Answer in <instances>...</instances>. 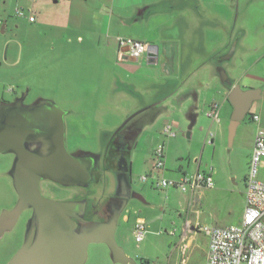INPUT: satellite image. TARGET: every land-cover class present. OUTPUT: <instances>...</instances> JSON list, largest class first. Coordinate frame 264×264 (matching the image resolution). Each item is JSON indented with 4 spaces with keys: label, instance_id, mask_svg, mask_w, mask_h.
<instances>
[{
    "label": "rangeland",
    "instance_id": "374dc122",
    "mask_svg": "<svg viewBox=\"0 0 264 264\" xmlns=\"http://www.w3.org/2000/svg\"><path fill=\"white\" fill-rule=\"evenodd\" d=\"M146 2H151L154 10L170 11L179 22L174 29H165L166 34L182 35L185 30L181 23L188 22L190 17L198 23L195 30L187 29L188 36L194 37L192 46L188 38L183 47L184 64H189L188 59L195 54L203 57L210 46L216 48L226 41L221 51L209 60L215 71L220 73L224 69L236 82L248 73H257L252 62L254 49L260 46L256 45L257 41H264V0H0L3 21L0 99L26 93L28 102L54 101L67 110L66 138L70 152L84 151L99 156V166L88 187L73 186L54 193L43 183L47 195L57 200H86L91 207L104 206L117 181L115 173L106 170L108 145L115 151L111 155L119 150L121 157L132 162L130 175L135 187L146 184L154 187L148 194L153 205L143 208L141 213L147 218L145 238L136 241L132 222L120 223L116 232L118 244L135 262L127 264H183V258H186L184 264H204L208 238L198 232L192 252L188 248L184 250L179 242L184 220L189 218L193 224L198 221L203 226L240 223L236 219L243 217L245 211L256 133L264 130V103L252 105L230 145L233 105L226 99L222 102L209 85L202 86L205 75L198 73L181 84L173 97L156 98L146 81L150 78L145 77L154 72L148 61L144 64L146 68L138 70L145 76L137 77L132 71L138 67L122 65L115 58L119 37L136 39L133 36L143 33L138 23L129 18L138 4ZM18 9L25 16L18 15ZM31 16H35L34 21L30 20ZM205 23H212L214 29H204ZM235 42L238 44L233 56L225 58ZM243 51L247 52V59L242 57ZM219 78L222 84L220 75ZM130 84L137 85L141 94H133L128 88ZM174 86L175 82H169L166 89ZM215 102L220 105V123L213 124L208 112ZM126 113L133 114L125 117ZM253 114L259 116L258 122L253 121ZM165 121L172 125L176 136L164 133ZM209 131L215 135L214 144L208 142ZM160 144L165 146L170 169L178 173L193 174L199 164L202 170L214 169L215 188L206 191L202 206L193 208L181 189H160L154 185L151 176L163 175L162 170H153L154 151ZM11 160L9 154L0 153V215L18 201L9 174ZM144 175L149 176L147 183L142 179ZM258 179L264 181V161ZM197 209L201 211L198 220ZM26 232L23 215L12 229L0 235V264H8L24 244ZM85 264L123 263L112 260L106 244L91 243Z\"/></svg>",
    "mask_w": 264,
    "mask_h": 264
},
{
    "label": "water",
    "instance_id": "95a60500",
    "mask_svg": "<svg viewBox=\"0 0 264 264\" xmlns=\"http://www.w3.org/2000/svg\"><path fill=\"white\" fill-rule=\"evenodd\" d=\"M236 45L237 42L225 58L234 54ZM158 54V46L153 45L148 55L157 57ZM220 74L224 82H229L224 69H220ZM230 85L228 99L233 113L229 141L232 145L237 128L252 104L262 99V89ZM66 115L67 110L49 99H39L28 106L20 103L0 106V153L16 155L10 175L18 193L14 207L0 215V235L15 225L23 211L33 209L25 242L8 264H85L91 243L106 244L114 262L135 263L116 239L120 212H115L109 220L86 221V200H57L42 191L43 179L66 187H88L93 171L99 166V156L69 151ZM190 134L187 132L188 137ZM33 144L38 147L30 150ZM129 180L127 185L131 190L133 181ZM133 194L137 198V192Z\"/></svg>",
    "mask_w": 264,
    "mask_h": 264
},
{
    "label": "crops",
    "instance_id": "0c3cea01",
    "mask_svg": "<svg viewBox=\"0 0 264 264\" xmlns=\"http://www.w3.org/2000/svg\"><path fill=\"white\" fill-rule=\"evenodd\" d=\"M153 4L151 2H146L145 4H138L135 7V10L132 11L131 17L129 19L133 20L134 24L138 23L140 28L143 30V33H140L139 35L133 36L136 38V40L140 41H145L149 42L153 45H157L159 48V54L157 57L153 55H146L142 57L139 61H121L119 60V52H118V43H117V49L115 52V58L118 63L125 65V66H135L138 67L136 71H132V74H137V77H142L145 75H141V73L138 72L139 68H146L144 67V64L146 61H148L149 66L152 67L151 71L148 74H146V81L149 83L150 88H152L154 95L156 98H162L165 99L167 96L170 98L171 96L173 97L174 94L177 92L176 88H180L181 84H186L189 79L193 78V76L197 75L198 73L200 75H205L206 79H204L201 84L202 86H210L212 90L216 93V96L218 98H221L222 102L226 99H228V95L231 90V85L234 84H239L243 89H251V88H258L262 89V99L255 101V103H264V41L263 40H258L256 45L259 47H256L254 50H256V54L254 56L252 65L254 66V69L257 70V73L255 72L254 74L248 73L245 75V78H243L241 81L236 82L231 76L228 74V80L229 82H224L222 80L221 74L217 73L215 71V67L210 64L209 60H211V57L215 52H220L221 46H225L226 41L222 42L221 44H217L216 48H212L210 46V50L205 53L203 57H198L196 54L193 56V58H189L188 62L189 64H184V58L182 55L183 47L187 45L188 38H190V46H192V37L189 35L188 36V30L192 31L195 30L198 26V23L195 21L193 22L192 18H189V21L186 23H181V25L184 28V32L182 35L178 34L175 36L166 34L164 32L165 29H174L179 22L177 20H174L170 11L165 10V9H155L153 7ZM128 18L124 19L127 20ZM195 19V18H194ZM123 20V19H122ZM196 20V19H195ZM204 29L207 30H213L214 26L212 23H205L203 24ZM6 27V25H5ZM4 27V28H5ZM144 28V29H143ZM148 30V31H147ZM147 31V32H146ZM121 34H124L123 32ZM119 34L118 36H120ZM123 36V35H122ZM128 36H132L129 35ZM222 37L224 38V33L222 32ZM244 39V36L241 37ZM239 41V40H238ZM238 44V43H237ZM207 45V44H205ZM230 43L226 46H229ZM247 46L248 44H244ZM218 54V53H216ZM233 56V55H232ZM245 57L247 59V52L243 51L242 52V57ZM189 57V55H188ZM229 59V58H227ZM147 70H150L147 68ZM168 70V71H167ZM170 76V78H166ZM219 75L222 80V84L219 78ZM169 82H175V86L172 89H166V86L169 85ZM136 84V83H135ZM135 84H130L131 88L130 90L133 92V94H141L140 90H137V85ZM170 87V86H169ZM139 89V87H138ZM166 89V91H164ZM171 92V93H170ZM158 100V99H157ZM252 104V105H253ZM260 105V104H259ZM252 107V106H251ZM135 112V111H131ZM133 113H126L125 117H129ZM135 115V114H134ZM133 117V116H132ZM166 122V121H165ZM166 122L165 124H167ZM212 123H220V122H214L212 120ZM191 132V131H190ZM211 131H209L210 133ZM177 135V133H176ZM175 135V136H176ZM191 136V134H190ZM189 136V137H190ZM209 137V134H208ZM210 143V142H209ZM215 143V135L213 138V142L211 144ZM110 145L107 147L106 155L109 150ZM254 149V146H253ZM252 149V153H253ZM168 156L166 155L165 152V167L162 170L163 176L170 178V179H175L176 181H179L182 179L184 175H192V173L184 172L183 173H178L174 171L173 169H170L168 163ZM264 161V159L261 161V163ZM127 165L129 166V170L131 171L132 168V162L127 159ZM109 171L114 172V170L110 169ZM202 171V172H211L214 178V169L211 167L209 170L201 169V165H198V168L196 172ZM195 172V173H196ZM194 174V172H193ZM215 179V178H214ZM132 180V178H131ZM133 181V180H132ZM144 181V180H143ZM148 181V180H147ZM147 181H144L147 183ZM134 185V184H133ZM150 184L146 185H141L139 187H135L134 189L137 192V200L132 201V207L130 210L125 213L123 218L118 220V226L117 230L119 228L120 223L124 224H129V222H132V226H134L136 220L140 217L143 218L146 223H147V218L145 216H142L141 213L143 211V208L147 209L152 207L153 203H149V198L148 194L151 193V191L154 189V187H150ZM152 186V185H151ZM113 188V187H112ZM175 189H179L174 187ZM215 186L213 187H204V188H199L195 192L192 191H185L186 194L188 195L189 198V204L193 207L196 208L197 206H202L203 205V200L206 194V191L214 189ZM169 189V188H167ZM172 189V187H171ZM196 218L197 220L201 218V211L199 209L196 210ZM243 217H238L236 221H242ZM132 220V221H131ZM196 224H198V221H196ZM193 224L192 219H187L185 218L184 220V227H183V233L180 238V244L181 246H184L183 249L185 248L194 249V241H195V235L198 233L195 231V225ZM116 230V232H117ZM191 254V253H190ZM206 257L204 264L207 262V254L208 250L206 251ZM190 257V256H189ZM189 257H187L189 259ZM183 264L186 262V258L182 259Z\"/></svg>",
    "mask_w": 264,
    "mask_h": 264
},
{
    "label": "built area",
    "instance_id": "2783aa9c",
    "mask_svg": "<svg viewBox=\"0 0 264 264\" xmlns=\"http://www.w3.org/2000/svg\"><path fill=\"white\" fill-rule=\"evenodd\" d=\"M18 15L25 16L24 11L18 9ZM31 21L35 16L30 17ZM3 21L0 19V27ZM153 51V44L133 39L131 37L118 38L119 60L139 61ZM208 116L214 122H220V105L215 102L210 106ZM255 122L260 120L256 114L252 115ZM164 133L175 136L172 125L167 124ZM214 134L209 133L208 142H213ZM264 159V130L256 133L254 149L249 162L247 177L246 206L242 221L236 225L215 226L195 225V231L204 233L208 238V254L206 264H264V181L258 179L259 167ZM165 167V146L160 144L154 151L153 170L160 171ZM157 188L176 187L183 191L195 192L199 188L213 187L214 178L211 172L198 171L192 175H184L179 181L165 176H151ZM144 181L148 175L142 177ZM136 241L141 242L147 233V223L138 218L134 224Z\"/></svg>",
    "mask_w": 264,
    "mask_h": 264
},
{
    "label": "flooded vegetation",
    "instance_id": "af4514ba",
    "mask_svg": "<svg viewBox=\"0 0 264 264\" xmlns=\"http://www.w3.org/2000/svg\"><path fill=\"white\" fill-rule=\"evenodd\" d=\"M35 102H28L27 101V94L21 93L19 95L15 94L12 99H0V106L5 105V104H15V103H20L21 105L28 106V105H31ZM66 137H67V135H66ZM66 143H67L68 149H70V145L68 144L69 142H67V138H66ZM37 147H38L37 144H33V145L29 146V149L35 150V149H37ZM82 152H84V151H82ZM111 153H113V152H111ZM8 154L12 158V160H11V162H12L11 167H12V165L15 161L16 155L14 153H8ZM112 160L114 161V163H112V165L116 166V169L114 171L115 177L117 180L116 186L114 189L113 188L111 189V194L108 197V199L106 200L104 206H101L99 208V207H96L93 205L91 207V206H89V204L87 202V208H86V211L84 214V218L86 219V221L95 220L91 216H99V218L96 220H100V221L109 220V219H111V217H113L115 212H120L119 219H121V218H123L125 213H127L130 210V208L132 207V201L137 200V198L133 197V195H134L133 193L136 192L134 189V185H133L131 190H130V187L127 185V182L130 181L129 179H131L129 166L127 165V159L124 157H121V151L118 150L117 154H113L111 156L108 163L110 164ZM11 167H10V169H11ZM107 167L108 166L106 165V170L108 169ZM10 169H9V174H10ZM109 170L110 169H108V171ZM112 170H114V169H112ZM94 171H93V177H94ZM43 183H47L48 187L51 188L54 193L56 191H59L62 189L71 188V187H66V186L60 185L51 179H43L41 181L42 191H43ZM43 193L45 196L55 199L54 196L47 195L44 191H43ZM23 215L25 216V220L27 222V232H26V236H27V233L29 230L28 228H29V225H30L32 217H33V209L29 208V209H26L25 211H23L22 214L20 215L19 219ZM19 219L17 220V222L19 221ZM17 222L15 223V225L17 224ZM26 236H25V239H26ZM25 239H24V242H25Z\"/></svg>",
    "mask_w": 264,
    "mask_h": 264
},
{
    "label": "trees",
    "instance_id": "16d2710c",
    "mask_svg": "<svg viewBox=\"0 0 264 264\" xmlns=\"http://www.w3.org/2000/svg\"><path fill=\"white\" fill-rule=\"evenodd\" d=\"M249 114H250V112H249ZM113 151H114L113 147H112V148L109 147V150H108V152H107V155H108V156H106V161H107L106 165L108 166V167H107L108 169H113V168H112V161H113V160L111 161L110 164L108 163V162H109V159H110L111 156H112V155H111V152H113ZM113 163H114V161H113ZM108 169H107V170H108ZM115 169H116V168H115Z\"/></svg>",
    "mask_w": 264,
    "mask_h": 264
}]
</instances>
